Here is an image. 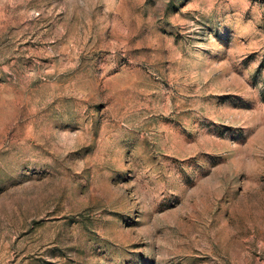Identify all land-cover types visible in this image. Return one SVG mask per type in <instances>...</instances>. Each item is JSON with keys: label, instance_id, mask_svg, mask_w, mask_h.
Here are the masks:
<instances>
[{"label": "rangeland", "instance_id": "rangeland-1", "mask_svg": "<svg viewBox=\"0 0 264 264\" xmlns=\"http://www.w3.org/2000/svg\"><path fill=\"white\" fill-rule=\"evenodd\" d=\"M0 264H264V0H0Z\"/></svg>", "mask_w": 264, "mask_h": 264}]
</instances>
